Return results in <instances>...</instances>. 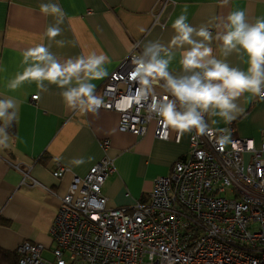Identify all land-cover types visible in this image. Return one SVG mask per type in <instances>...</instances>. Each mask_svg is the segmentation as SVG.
I'll return each instance as SVG.
<instances>
[{
    "label": "crops",
    "instance_id": "0c3cea01",
    "mask_svg": "<svg viewBox=\"0 0 264 264\" xmlns=\"http://www.w3.org/2000/svg\"><path fill=\"white\" fill-rule=\"evenodd\" d=\"M45 3L58 4L65 14L59 25L61 34L54 39L47 37L46 29L55 25V17L42 14L39 8ZM185 6L186 22L211 32L212 55L222 60L216 36L224 31L228 14L239 9L249 22L264 18V0H169L165 6L162 0H0V99L12 98L18 104L11 147L0 149V264H17L16 248L25 239L44 244L45 254L54 245L50 228L60 199L40 185L23 183L17 164L24 169L29 164L32 177L63 195L75 174L85 176L108 154L116 167L104 185L108 205L130 206L146 201L153 179L170 173L190 149L191 134H184L179 142L173 130L168 140L156 138L155 120L144 136H137L119 130L118 111L100 108L98 114L80 116L67 108L62 90L54 84L42 92L35 82L25 81L10 90L8 83L26 67L21 63L23 51L43 44L61 63L103 52L109 57L104 65L109 75L136 48L141 54L150 41L170 47L176 34L172 22L185 14ZM172 52L169 71L181 75V49L172 48ZM246 59L233 53L226 62L246 71ZM105 78L91 81L95 92ZM34 94H38L36 100ZM236 103L243 111L230 124L219 117L206 115V120L212 128H233L227 132L228 144L233 138H247L259 146L264 135V101L245 92ZM212 120L217 122L212 124ZM107 138L110 145L104 149L102 140ZM81 158L84 163L77 165L75 161ZM56 161L68 168L61 178L52 174Z\"/></svg>",
    "mask_w": 264,
    "mask_h": 264
},
{
    "label": "built area",
    "instance_id": "2783aa9c",
    "mask_svg": "<svg viewBox=\"0 0 264 264\" xmlns=\"http://www.w3.org/2000/svg\"><path fill=\"white\" fill-rule=\"evenodd\" d=\"M168 2L162 0L164 6ZM137 49L110 72L96 94L104 100L101 108L120 113V131L144 136L155 120V137L168 140L172 129L148 111L152 97L119 107L140 87L129 79ZM155 96L173 99L161 87ZM212 129L211 138L194 140L192 133L189 152L170 173L153 179L146 201L130 206L108 205L104 185L116 171L108 154L85 176L75 174L63 195L32 177L29 164L27 169L17 164L23 183L40 185L60 199L50 228L51 257L44 244L25 239L16 248L18 263L264 264V135L259 146L247 138L220 146L219 136L233 128ZM181 137L175 133L174 139ZM109 145L108 138L102 140L104 149ZM67 171L56 161L52 174L61 178Z\"/></svg>",
    "mask_w": 264,
    "mask_h": 264
},
{
    "label": "clouds",
    "instance_id": "9594fccd",
    "mask_svg": "<svg viewBox=\"0 0 264 264\" xmlns=\"http://www.w3.org/2000/svg\"><path fill=\"white\" fill-rule=\"evenodd\" d=\"M39 8L42 14L55 17V25L46 29L47 37L54 39L61 34L59 25L64 22V11L58 4L45 3ZM186 11L187 6L185 14L172 22L176 34L170 41V47L150 41L144 45L140 55L133 57L134 67L129 79L140 87L134 96L124 98L127 102L119 107L124 109L132 102L140 104L152 97L148 111L178 136L195 133L194 140L199 136L211 138L214 133L205 119L206 115L219 117L230 124L243 111L236 101L245 92L264 101V18L249 22L245 11L237 9L230 12L223 23L224 31L216 36L221 42L220 53L225 58L222 60L212 55L211 32L206 27L197 29L188 24ZM194 36L200 39H194ZM184 45L190 47L184 48ZM172 48L181 49V75L174 76L169 71L174 58ZM233 53L246 56V71L226 62ZM22 57L21 63L26 67L8 83L10 90L15 91L25 81L35 82L42 92L54 84L62 90L60 95L67 108L80 116L98 114L104 105L91 81L108 75L104 67L110 62L107 54L91 52L61 63L49 46L40 44L23 51ZM156 87H161L173 99L164 97L158 100ZM216 122L211 121L212 124ZM13 123H18L17 101L0 99V149L11 147L8 129ZM217 142L224 146L229 142V136L221 135ZM75 163L79 165L84 160L81 158Z\"/></svg>",
    "mask_w": 264,
    "mask_h": 264
},
{
    "label": "trees",
    "instance_id": "16d2710c",
    "mask_svg": "<svg viewBox=\"0 0 264 264\" xmlns=\"http://www.w3.org/2000/svg\"><path fill=\"white\" fill-rule=\"evenodd\" d=\"M14 123L12 124V126H11V128L10 129H8L9 130V132H11L12 131V133H14ZM17 264H19L18 263V256H17Z\"/></svg>",
    "mask_w": 264,
    "mask_h": 264
},
{
    "label": "rangeland",
    "instance_id": "374dc122",
    "mask_svg": "<svg viewBox=\"0 0 264 264\" xmlns=\"http://www.w3.org/2000/svg\"><path fill=\"white\" fill-rule=\"evenodd\" d=\"M53 247H54V245H53ZM46 254L49 255V256L51 257V253H50V252H46Z\"/></svg>",
    "mask_w": 264,
    "mask_h": 264
}]
</instances>
